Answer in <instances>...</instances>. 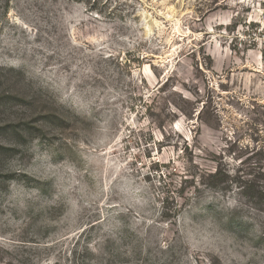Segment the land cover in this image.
Listing matches in <instances>:
<instances>
[{
  "label": "rangeland",
  "instance_id": "1",
  "mask_svg": "<svg viewBox=\"0 0 264 264\" xmlns=\"http://www.w3.org/2000/svg\"><path fill=\"white\" fill-rule=\"evenodd\" d=\"M0 264H264V0H0Z\"/></svg>",
  "mask_w": 264,
  "mask_h": 264
}]
</instances>
